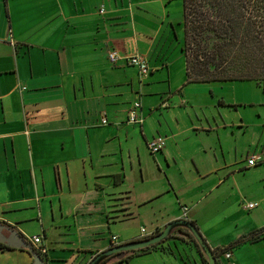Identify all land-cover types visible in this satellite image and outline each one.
I'll list each match as a JSON object with an SVG mask.
<instances>
[{"label": "crops", "instance_id": "crops-1", "mask_svg": "<svg viewBox=\"0 0 264 264\" xmlns=\"http://www.w3.org/2000/svg\"><path fill=\"white\" fill-rule=\"evenodd\" d=\"M182 15V0H0V223L24 238L43 236L46 264H89L112 236L118 244L146 239L178 219L194 223L213 251L264 227V198L248 202L258 206L244 207L246 217L220 201L240 176L235 129L244 123L221 118L212 127L191 116L202 102L179 49ZM112 51L124 59L111 64ZM136 54L148 75L127 64ZM136 101L141 126L128 123ZM158 136L165 146L153 155L147 144ZM148 160L157 170L150 184ZM134 175L147 183L135 197ZM170 193L176 199L162 202ZM204 203L212 215L202 224ZM137 219V233L122 225ZM178 231L121 264H207ZM230 250L235 264H264V238ZM0 264L33 259L0 248Z\"/></svg>", "mask_w": 264, "mask_h": 264}, {"label": "trees", "instance_id": "trees-1", "mask_svg": "<svg viewBox=\"0 0 264 264\" xmlns=\"http://www.w3.org/2000/svg\"><path fill=\"white\" fill-rule=\"evenodd\" d=\"M182 2L184 34L181 51L186 60L187 83L253 81L264 92V0ZM179 230L188 233L207 263L188 230ZM262 238L264 227L239 238L226 248L214 250V253L218 256L248 241ZM0 248L10 249L1 243ZM22 250L30 254L28 249ZM133 254L119 253L106 258L101 264H121Z\"/></svg>", "mask_w": 264, "mask_h": 264}, {"label": "rangeland", "instance_id": "rangeland-1", "mask_svg": "<svg viewBox=\"0 0 264 264\" xmlns=\"http://www.w3.org/2000/svg\"><path fill=\"white\" fill-rule=\"evenodd\" d=\"M183 32H179V39L183 44ZM175 40H178V36L174 33ZM176 45V43H175ZM179 46V44H178ZM181 46H179V49ZM193 92V99L197 102H202L198 107L189 109L193 118L198 115L203 119L204 124H209L212 127L215 126V119L221 122V118H224V122L232 123H244V129H235L239 134L235 137L239 139V153L242 154L241 163L238 164L240 173L239 177L235 179V187L227 194L226 198H222L220 201L231 207V214L236 213L239 216H249L251 213L244 210V204L248 202H257L264 198V164H259L254 168H247V157L252 153L260 154L264 151V92L262 87H259L253 81H236L231 83H212V84H190L188 85ZM214 102V103H212ZM230 130V129H229ZM213 138V137H212ZM235 138L229 131V137L227 139V148L232 152L234 149ZM205 140L209 141V138ZM145 149L146 146H145ZM148 155L150 154L147 150ZM231 155V154H230ZM250 157V156H249ZM146 161V157L144 158ZM150 166L149 176L150 183L157 182L151 175H154L155 165L148 160ZM154 177H157L155 174ZM129 185H135L131 188L132 196H138L142 194L146 184L141 182V176L134 175L129 179ZM132 187V186H131ZM232 192H236L237 201L231 197ZM175 198L174 193L166 194L162 198L166 204ZM176 199V198H175ZM208 203H204L200 207L201 215H207L205 218H201L202 224L208 220L212 213L209 212L210 207H206ZM161 208V204L156 205L155 211ZM160 217V216H159ZM122 225L129 230L130 233H137L140 230V222L137 220L122 223ZM147 229H152L155 225V221H146L144 224ZM124 228V229H125ZM117 229V228H116ZM173 232H181L178 229ZM185 232V231H183Z\"/></svg>", "mask_w": 264, "mask_h": 264}, {"label": "water", "instance_id": "water-1", "mask_svg": "<svg viewBox=\"0 0 264 264\" xmlns=\"http://www.w3.org/2000/svg\"><path fill=\"white\" fill-rule=\"evenodd\" d=\"M176 229L188 230V232L194 238L204 258L206 259L207 264H217L216 254L210 248L197 226L186 219H178L170 222L160 233L155 234L149 238L111 246L109 249L97 254L89 264H101L106 258L117 255L119 253L142 251L157 246L166 241L170 237L172 232ZM4 230H7L9 232L8 236H4L2 234ZM0 243L5 244L7 247L13 249H28L33 259V264H46L45 258H43L34 248H32L20 233L11 228H7L4 224L1 223Z\"/></svg>", "mask_w": 264, "mask_h": 264}, {"label": "built area", "instance_id": "built-area-1", "mask_svg": "<svg viewBox=\"0 0 264 264\" xmlns=\"http://www.w3.org/2000/svg\"><path fill=\"white\" fill-rule=\"evenodd\" d=\"M103 13V10L101 11ZM108 59L111 64H117L122 58L116 51H112L108 53ZM127 64L132 67H136L139 70V74L141 76H146L150 73V67L146 60V58L140 54H136L133 56L125 57ZM141 104L140 102L136 101L133 103L132 107L128 111V123L132 125L141 126L144 123V117L140 115ZM102 124L106 125L107 120L104 118L102 120ZM165 138L162 136H158L154 138L151 142L147 144L149 151L156 155L161 152V150L165 146ZM259 163H264V157L253 155L247 159V164L249 167H254ZM258 206L257 203H245L244 207L247 210L255 209ZM187 209H185L186 211ZM185 219V218H184ZM144 232V229H142ZM26 241L34 247V249L43 257L46 258L48 254V249L43 242V236H30L25 238ZM118 244V238L116 236L111 237V246H116ZM217 257V264H235L232 260V252L231 250H227L222 252Z\"/></svg>", "mask_w": 264, "mask_h": 264}, {"label": "flooded vegetation", "instance_id": "flooded-vegetation-1", "mask_svg": "<svg viewBox=\"0 0 264 264\" xmlns=\"http://www.w3.org/2000/svg\"><path fill=\"white\" fill-rule=\"evenodd\" d=\"M2 234L4 235V236H8L9 235V232L7 231V230H4L3 232H2ZM5 245V244H4Z\"/></svg>", "mask_w": 264, "mask_h": 264}]
</instances>
